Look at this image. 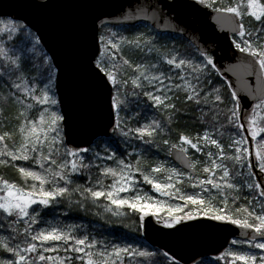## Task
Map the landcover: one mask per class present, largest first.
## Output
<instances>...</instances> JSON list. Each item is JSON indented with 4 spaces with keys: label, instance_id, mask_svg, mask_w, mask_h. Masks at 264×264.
<instances>
[{
    "label": "snow or ice",
    "instance_id": "obj_1",
    "mask_svg": "<svg viewBox=\"0 0 264 264\" xmlns=\"http://www.w3.org/2000/svg\"><path fill=\"white\" fill-rule=\"evenodd\" d=\"M196 3L231 25L229 47L240 54L238 64L221 71L214 54L192 41L194 54L175 48L162 53L152 38L130 39L104 21L102 32L94 28V47L84 50L82 61L105 93L103 140H93L99 133L78 141L69 136L70 116L56 96V73L63 68L42 48L38 63L28 64L30 58L17 54L24 49L17 48L16 34L32 40L33 53L41 38L26 24L0 19V36L7 38L0 42V168L16 173L12 179L0 173V230L8 234L0 239L7 254L0 264H158L154 252L97 239L83 225L43 218V209L54 211L60 204L84 211L102 207L115 217L131 210L141 226L148 217L165 228L198 218L225 222L247 230L241 233L245 239L229 243L248 250H225L217 261L264 264V0ZM241 69L256 78L255 87L245 80L237 89L216 79ZM13 105L15 111H9ZM149 108L162 119L149 117ZM181 121L184 128L173 141ZM153 147L172 161L146 163L142 157ZM137 175L154 192L183 203L165 204L142 193ZM185 187L199 191L187 194Z\"/></svg>",
    "mask_w": 264,
    "mask_h": 264
},
{
    "label": "water",
    "instance_id": "obj_2",
    "mask_svg": "<svg viewBox=\"0 0 264 264\" xmlns=\"http://www.w3.org/2000/svg\"><path fill=\"white\" fill-rule=\"evenodd\" d=\"M45 3L47 7H42ZM206 12L211 10H204L196 0H0V18L28 25L41 38L52 62L63 68L62 74L56 73V93L62 100L61 111L70 116L65 131L77 141L93 133H99L93 140L104 137L107 123L105 93L84 70L82 61L84 50L94 47V28L101 29V21L108 25L148 23L161 33L181 35L207 48L223 71L238 64L236 57L240 54L234 55L235 50L229 47L231 25L216 13ZM128 15L136 18L125 19ZM222 78L237 89L245 80L253 87L257 84L256 78L246 76L242 69L238 74L226 72ZM174 162L183 167L179 161ZM142 231L145 240L167 252L170 259L179 264H196L204 257L221 255L232 239H245L241 233L247 230L204 218L165 228L155 217H148Z\"/></svg>",
    "mask_w": 264,
    "mask_h": 264
},
{
    "label": "rangeland",
    "instance_id": "obj_3",
    "mask_svg": "<svg viewBox=\"0 0 264 264\" xmlns=\"http://www.w3.org/2000/svg\"><path fill=\"white\" fill-rule=\"evenodd\" d=\"M0 19H10V18H0ZM17 22L21 23L19 21H17ZM112 30L117 31L119 34L126 36L130 39L135 37V36H141V35H143L145 38H152L156 47L159 48L162 53L170 51L173 48L178 49V50H180L181 48H185V42L182 41V39L180 38L181 36L174 35V34H164V33L162 35L158 31H156L153 27H151L149 24L140 25L139 27H137L135 30H133L131 32L126 31L125 29L122 28V26L112 28ZM31 32L34 33L33 31H31ZM19 34L20 33H17L16 37H19ZM6 39H7L6 35L0 36V42H4V41H6ZM7 43H8L9 47L12 46L11 42H7ZM32 44H33L32 40L26 36L19 37V43L17 44L19 46V47H17L18 49H20V48L24 49V51H17V54L20 55L22 57V59L30 58V59H27L30 61L29 62L30 64L38 63V57L40 54L39 53V48H40L39 46H38L37 51L35 53H33V51L31 50ZM43 52L47 54V52L44 50V48H43ZM126 55L130 56L133 59H137V57L132 56L131 51L126 52ZM152 55H155V53H153ZM56 96H57V93H56ZM144 100H145V98H141V103H144ZM148 103H150V102H148ZM10 109H12V110H10ZM149 109L154 112V114H153V113H150L149 111H147V115L149 117L155 116V114H156L158 116V118H162L160 116V113L157 112L154 108H149ZM9 111H15V106L14 105L10 106ZM142 122H144V121H142ZM170 138L173 141H175L176 136L175 137L171 136ZM137 143L139 144L140 142L137 141ZM101 147H104L103 143L101 144ZM144 147H146V146L141 145V148H144ZM129 151H131V149H129ZM142 159H144L146 163H150V162L157 161V160L172 161V159L170 157L166 156L164 151H160L155 147L151 148L148 152L144 153ZM108 163L111 164V162H108ZM173 166L180 167L175 162H173ZM94 175H96V173ZM160 179L163 180L164 177L161 176ZM79 182H81V181H79ZM107 182L108 181H106V183ZM137 185L140 188V190L142 191V193H147L149 195H152L155 198V200L162 201L165 204L175 205L177 203H181V204L183 203L182 201L170 199L169 197L161 196L159 193L154 192V190L151 189L150 185L144 184L142 182V177H140L139 175H137ZM184 191L187 194H193L194 191L198 192L199 190L198 189L193 190L189 187H185ZM131 194L132 193H125L122 195L128 196ZM105 203H106V201H105ZM60 205L67 206V204H60ZM94 207L97 210V212H98L97 216L101 219V221H110L112 224L117 225V226H124L125 225V221H126L125 216L124 217H115V216H112L110 213H104L102 207H99V208H97L96 206H94ZM68 208L84 211L83 209L77 208L75 206L68 207ZM160 215L166 217L167 214H166V212H161ZM43 218L47 221H50L53 224H56L57 222H59L61 224H79L78 222H75L71 219L55 218V217H50V216H43ZM127 225H129L127 227V230L135 231L138 229L136 227V225L133 223H130ZM44 226L47 227V225H44ZM88 231L93 233L97 239H103V240L115 242V243L120 244L121 246H124L125 244H132L134 247H138L140 250H146L145 248L142 247V245L140 243H138L134 240H127L126 238H123V236H115V235L108 234L107 237H102L92 230H88ZM7 235H8L7 232L0 230V239L5 238ZM242 249L248 250L247 245H243V246L229 245L226 250H242ZM151 251H153V250H151ZM255 251L257 253H259V250H255ZM5 258H7V254H4L2 251V248H0V259H5ZM216 258L217 257H215V258H204L203 260H199L196 264H221L222 261L221 260L217 261ZM224 264H226V262Z\"/></svg>",
    "mask_w": 264,
    "mask_h": 264
},
{
    "label": "trees",
    "instance_id": "obj_4",
    "mask_svg": "<svg viewBox=\"0 0 264 264\" xmlns=\"http://www.w3.org/2000/svg\"><path fill=\"white\" fill-rule=\"evenodd\" d=\"M143 24H145V23H138L136 25H131V26L123 25L122 28L128 32H131ZM109 27L115 28L118 26H109ZM102 31H103V29H101V32ZM161 34L163 35V33H161ZM19 37H22V35L19 34ZM19 37L15 38L16 45L19 43ZM180 38L182 39L183 42H185V48H181L179 51L184 52L185 50H187L188 52H191L194 54V48L192 47V44H190L188 41H186L182 37H180ZM11 43H13V42H11ZM17 47H19V46L17 45ZM39 47L43 49V46L41 45V43H40ZM26 62L28 64H30L29 60H26ZM216 79L217 80H223L221 77H217ZM10 110H12V109H10ZM148 111L150 113L154 114V112L152 110L148 109ZM155 116H157V115L155 114ZM183 128H184V122L181 121V123L176 126V128L172 132L171 136L175 137L177 134V131L183 130ZM103 139H106V138H101V140H103ZM113 139H115L117 141V143H119V138L114 137ZM120 150L121 151L124 150L123 144H120ZM17 163L23 164L24 162H17ZM0 173L4 174L6 176V178H9V179L15 178V175H16L14 169H2V168H0ZM94 174H95V172L93 173V175ZM80 181H81V183L83 182V180H80ZM125 211H127L128 214H127V216H125L126 221H125L124 226L114 225L110 221H101V219L97 216V214H98L97 210L95 209L94 206H91V205L89 206L88 211H81V210H77V209L68 208L65 205H57V206H55L54 211H52L51 208L43 209L42 215L55 217V218L71 219L75 222H78L79 225L85 226L87 230H92L102 237H107L108 234H111V235H115V236H123V238H126L127 240H134V241L140 243L142 245V247L145 248L147 251L153 250L151 252L156 253V255L152 259H155L158 262V264H172V261L168 258H165L163 253L160 250L153 249L152 247H150L145 242V240L143 239L142 234H141V222L139 221L138 214L133 213L131 210H127V209H125ZM45 213L47 215H44ZM130 223L135 224L138 229L135 231L127 230V227L129 226L127 224H130ZM221 264H224V263L221 262Z\"/></svg>",
    "mask_w": 264,
    "mask_h": 264
},
{
    "label": "flooded vegetation",
    "instance_id": "obj_5",
    "mask_svg": "<svg viewBox=\"0 0 264 264\" xmlns=\"http://www.w3.org/2000/svg\"><path fill=\"white\" fill-rule=\"evenodd\" d=\"M222 261H224V260H222ZM225 262V261H224Z\"/></svg>",
    "mask_w": 264,
    "mask_h": 264
}]
</instances>
